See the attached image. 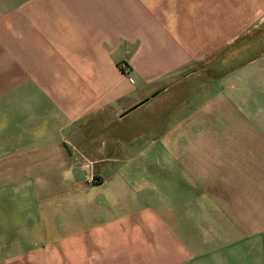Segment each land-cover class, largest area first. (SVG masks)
Listing matches in <instances>:
<instances>
[{
    "label": "crops",
    "instance_id": "1",
    "mask_svg": "<svg viewBox=\"0 0 264 264\" xmlns=\"http://www.w3.org/2000/svg\"><path fill=\"white\" fill-rule=\"evenodd\" d=\"M238 1L0 0L2 194L23 192L13 177L52 181L34 203L0 197V264H264V55L260 95L247 87L238 105L222 83L242 51L235 9L249 31ZM215 85L188 119V100ZM172 92L177 180L160 191L159 172L133 184L94 169L145 143L152 101Z\"/></svg>",
    "mask_w": 264,
    "mask_h": 264
},
{
    "label": "rangeland",
    "instance_id": "2",
    "mask_svg": "<svg viewBox=\"0 0 264 264\" xmlns=\"http://www.w3.org/2000/svg\"><path fill=\"white\" fill-rule=\"evenodd\" d=\"M235 3V6H237L238 3L241 2L235 0ZM244 3L247 8H250L249 27H245V30L249 29V31L243 34L239 30L241 28L240 25L243 21L246 22L247 18L246 16L243 18L242 16L237 15L238 11L235 9V35L238 38L234 40L236 43L234 49H238V51L242 49V51L237 53L235 59L227 61L224 65V68L226 69H230L233 67V71L225 75L224 82H222L225 86L226 95H230L234 98H239V101H237L238 105H240L242 102V93L244 92V89L245 93H247V87H251L252 93L260 95V87L258 80L260 79V75L262 74V55H264V52H262L261 55H256L259 52V48L260 50L264 49V0H245ZM229 18L231 21V13L229 15ZM239 42L241 43L239 44ZM245 42H247L246 44L252 42L250 49H246L243 47L242 44H244ZM253 57H257L254 62H247L249 58ZM211 62L214 63L215 60H212ZM206 68L210 70L211 67L207 66ZM214 72L215 68L213 71L211 70V75H215ZM207 77L208 75L205 74V76H203L201 80L204 81L203 79H206ZM190 86L191 85L185 84L183 85V88H181L182 91H185L184 94H187V97L191 96L194 93V91L190 90ZM204 92L205 90H203V88L198 89L196 90L195 97L190 98L188 100V106L185 112V114L188 116V119L194 118V112L205 103V100L211 94L216 93V85L212 89L209 88L206 97L204 96ZM177 94H174V92H172L170 96L166 97L160 95L159 97H156L154 101H152L153 109L149 113L150 126L149 128L140 129V132L142 131L147 133L145 143H138L142 140L141 136H139V138L133 142H127L126 145H123L124 153L122 154L121 160H118L117 162H93L92 165L94 169H102L108 166L113 168L116 167L117 169L119 168L122 171V179L126 183L133 182V184H137L138 181H141V183L143 184L152 183L150 173L143 172L142 176H140L136 172V170L139 169L147 171H156L160 173V177L154 178V181L156 182V184L154 183V186L157 188V190L160 191L163 185H165V179H170L172 181L177 180L178 177L176 175L178 174V171H180V169H182L183 167L180 165L179 160L172 153V146L169 145L166 140L168 138L169 130L172 132V126L175 122L177 124L179 118L183 115L182 111L178 112V107L180 105L179 103L181 99L177 98ZM181 97L185 98V96ZM174 109L177 112L175 114V117L171 115L172 110ZM163 119L164 121L161 122ZM124 132V136L127 138H131L135 134V131L130 128L124 130ZM188 135H190L189 130ZM175 152V154L179 153V146L177 144L175 146ZM21 163H24V161H22ZM26 163L28 165L29 161ZM3 164H5V162H0L1 167ZM188 164H190V162ZM30 171L32 172L33 170ZM13 178L16 179V181H13V183H17L18 185H20V182L21 184H26V187L24 188L23 192L19 193L16 196L12 193L2 194L1 186L9 184V181L6 180L7 178H0V197L2 199L3 195H9L8 200L14 203L29 204L34 203L36 200L38 201L39 198H36V192L34 194L32 193L33 190L35 191L37 187H44L48 184V182H52L51 179H49L48 177L38 176L35 172L29 175H25L24 177ZM93 178L95 179L93 183H96L97 178ZM71 179L72 178L68 176L58 177L57 182L59 184H68V181H70ZM2 201L3 200H0V202Z\"/></svg>",
    "mask_w": 264,
    "mask_h": 264
},
{
    "label": "built area",
    "instance_id": "3",
    "mask_svg": "<svg viewBox=\"0 0 264 264\" xmlns=\"http://www.w3.org/2000/svg\"><path fill=\"white\" fill-rule=\"evenodd\" d=\"M88 183L92 182V178L86 180Z\"/></svg>",
    "mask_w": 264,
    "mask_h": 264
}]
</instances>
